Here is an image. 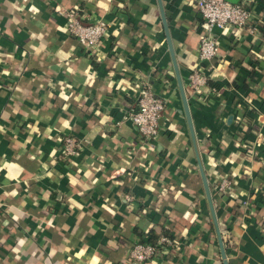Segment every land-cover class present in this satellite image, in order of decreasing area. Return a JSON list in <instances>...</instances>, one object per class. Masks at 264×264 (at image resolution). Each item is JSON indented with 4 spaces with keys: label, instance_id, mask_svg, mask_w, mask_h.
Returning a JSON list of instances; mask_svg holds the SVG:
<instances>
[{
    "label": "crops",
    "instance_id": "crops-1",
    "mask_svg": "<svg viewBox=\"0 0 264 264\" xmlns=\"http://www.w3.org/2000/svg\"><path fill=\"white\" fill-rule=\"evenodd\" d=\"M196 1L0 0V264H129L134 242L162 235L180 250L147 264H224L200 163L228 263L264 264V0H229L261 26L215 28L199 92ZM67 9L109 35L89 50ZM145 88L166 101L153 142L127 118ZM66 135L81 142L68 158ZM224 177L232 197L215 190Z\"/></svg>",
    "mask_w": 264,
    "mask_h": 264
},
{
    "label": "built area",
    "instance_id": "built-area-1",
    "mask_svg": "<svg viewBox=\"0 0 264 264\" xmlns=\"http://www.w3.org/2000/svg\"><path fill=\"white\" fill-rule=\"evenodd\" d=\"M196 3L203 21V33L198 48L200 64L190 75V86L194 92H199L208 81L205 68L220 55L215 28L230 29L232 32L237 29L254 32L261 24L254 19L251 4L247 2L197 0ZM61 12L66 17L68 32L89 50L97 47L109 35L110 24L104 19L90 20L86 13H81L79 9H67ZM136 105L137 109L129 112L127 118L133 122L145 141L153 142L160 133V118L166 109V101L150 88H145L140 91ZM60 144L64 158L76 155L81 149V142L73 135L62 137ZM215 190L218 194L232 197L233 181L224 177L216 185ZM127 199H130V196H127ZM226 233V230L221 231L223 240ZM175 250H180V242L168 235L160 236L156 242L137 240L131 245L127 260L129 264H147Z\"/></svg>",
    "mask_w": 264,
    "mask_h": 264
},
{
    "label": "water",
    "instance_id": "water-1",
    "mask_svg": "<svg viewBox=\"0 0 264 264\" xmlns=\"http://www.w3.org/2000/svg\"><path fill=\"white\" fill-rule=\"evenodd\" d=\"M160 7H161L163 23H164V27H165V31H166V35H167V39H168L170 53L172 55L175 71H176V74H177V77H178V80H179V84H180V89H181V93H182V97H183L185 112L187 114V117H188V120H189V123H190V126H191L192 125V119H191V115H190L189 103H188L187 96H186V93H185V90H184V87H183V83H182V80H181V76H180V73H179L178 65H177L176 58H175L174 48H173V45H172V42H171V39H170L168 26H167V22H166V17H165L164 9H163V6H162L161 2H160ZM200 170H201V176H202L204 187H205V191H206V196H207L208 201L210 203V206L212 208L213 217H214L215 223L217 225V231H218V236H219V242H220V248H221V254H222V257H223V262H224V264H229L228 263V259H227V255H226V250H225V247H224V242H223L222 235H221V231H220V229L218 227L217 218H216V215L214 213V205H213V201H212L210 185H209L208 178L206 176V173L203 170V166H202L201 163H200Z\"/></svg>",
    "mask_w": 264,
    "mask_h": 264
},
{
    "label": "trees",
    "instance_id": "trees-1",
    "mask_svg": "<svg viewBox=\"0 0 264 264\" xmlns=\"http://www.w3.org/2000/svg\"><path fill=\"white\" fill-rule=\"evenodd\" d=\"M157 240V239H156ZM156 240H154L153 238H151L150 242H156Z\"/></svg>",
    "mask_w": 264,
    "mask_h": 264
}]
</instances>
